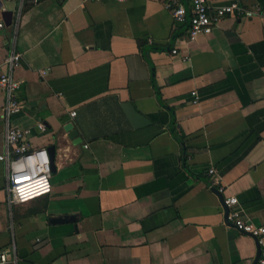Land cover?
I'll use <instances>...</instances> for the list:
<instances>
[{
	"label": "crops",
	"instance_id": "1",
	"mask_svg": "<svg viewBox=\"0 0 264 264\" xmlns=\"http://www.w3.org/2000/svg\"><path fill=\"white\" fill-rule=\"evenodd\" d=\"M14 10L0 5V63L21 57L11 124L55 157L51 192L10 211L0 162V253L15 264H253L256 243L225 223L208 171L264 227V19H224L189 42L167 0H43L18 21ZM3 103L0 92V154ZM125 103L150 124L134 130Z\"/></svg>",
	"mask_w": 264,
	"mask_h": 264
},
{
	"label": "built area",
	"instance_id": "2",
	"mask_svg": "<svg viewBox=\"0 0 264 264\" xmlns=\"http://www.w3.org/2000/svg\"><path fill=\"white\" fill-rule=\"evenodd\" d=\"M43 0H0L3 3H14V15L16 21L26 7L36 6ZM99 1V0H87ZM123 2L125 0H114ZM189 9H185L183 0H167V6L171 10L173 20L178 24H185L187 14L189 15V25L187 38L193 42L199 34L208 35L224 19H264V9L258 6L244 8L232 2L230 4L211 7L207 0H186ZM4 24L0 21V30ZM172 50V54H176ZM21 57L14 51L0 63V92L3 94V117H4V150L0 154V162L3 163L6 171V192L7 206L9 211L15 205L27 204L35 199L46 196L51 192L50 175L51 163L47 148H34L29 142L30 130L27 128L15 127L11 124L13 116L21 111V104L16 98V91L20 88V81L13 77L14 70L19 66ZM40 75H45V71H40ZM192 103L197 104L196 92L191 93ZM75 112L70 116L74 117ZM38 131L45 132L46 127L42 123L36 125ZM40 153H45L47 160L41 158ZM208 174L212 176L211 187L220 194L223 187L214 169H210ZM27 178V179H25ZM19 181V182H18ZM224 205L228 209L225 217L227 225L234 227L239 232L250 236L257 241L260 247L259 264H264V227L256 226L245 220L241 215V210L237 208V199L233 196L224 199ZM14 252V246H12ZM0 264H15V260L9 261L8 253H0Z\"/></svg>",
	"mask_w": 264,
	"mask_h": 264
},
{
	"label": "water",
	"instance_id": "3",
	"mask_svg": "<svg viewBox=\"0 0 264 264\" xmlns=\"http://www.w3.org/2000/svg\"><path fill=\"white\" fill-rule=\"evenodd\" d=\"M184 2L186 0H183ZM187 10V8H186ZM185 25L188 27L189 25V15L187 14V19H186V23ZM121 109L125 115V117L127 118L130 126L136 130V129H140L142 127H145L147 125L150 124V121L147 120L145 117H143L142 115H140L139 113H137L135 111V109L132 107V105L125 103L121 105ZM65 132H67L68 134V138L70 140H75L77 138V132L75 130H73V126L72 124H67L64 127ZM49 157H50V163H51V174L54 172V157H55V148L54 146H50L49 148H47ZM213 193L218 197L220 203L223 206L224 209V218L227 215L228 209L226 208V206L224 205V198L223 196L216 190V189H212ZM74 220V218H54L51 223H64V222H72ZM226 223V222H225ZM255 243H256V247H257V255L256 258L253 262V264H256L260 255V247L257 244V241L254 239Z\"/></svg>",
	"mask_w": 264,
	"mask_h": 264
},
{
	"label": "clouds",
	"instance_id": "4",
	"mask_svg": "<svg viewBox=\"0 0 264 264\" xmlns=\"http://www.w3.org/2000/svg\"><path fill=\"white\" fill-rule=\"evenodd\" d=\"M40 156H41V158H43V159L45 160V162H46V160H47L46 154H45V153H40Z\"/></svg>",
	"mask_w": 264,
	"mask_h": 264
},
{
	"label": "snow or ice",
	"instance_id": "5",
	"mask_svg": "<svg viewBox=\"0 0 264 264\" xmlns=\"http://www.w3.org/2000/svg\"><path fill=\"white\" fill-rule=\"evenodd\" d=\"M25 179H27V178H25ZM19 182V181H18Z\"/></svg>",
	"mask_w": 264,
	"mask_h": 264
},
{
	"label": "trees",
	"instance_id": "6",
	"mask_svg": "<svg viewBox=\"0 0 264 264\" xmlns=\"http://www.w3.org/2000/svg\"><path fill=\"white\" fill-rule=\"evenodd\" d=\"M172 127H173V125H172Z\"/></svg>",
	"mask_w": 264,
	"mask_h": 264
}]
</instances>
